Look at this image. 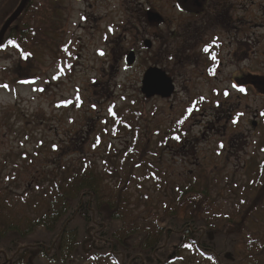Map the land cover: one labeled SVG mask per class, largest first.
Instances as JSON below:
<instances>
[{"label": "rangeland", "instance_id": "1", "mask_svg": "<svg viewBox=\"0 0 264 264\" xmlns=\"http://www.w3.org/2000/svg\"><path fill=\"white\" fill-rule=\"evenodd\" d=\"M131 3L62 0L58 18H54L62 28L54 36L46 34L48 44L36 45L33 41L36 67L31 66L15 83L11 77L17 69L18 54L13 47L0 51V198L11 205L8 218L23 234L21 238L0 239V264H12L22 247L29 248L27 256L32 253L35 264H48L46 256L31 247L45 246L51 238L43 229L30 232L29 224L51 194L45 180L54 164L70 172L81 160H89L99 170L114 167L123 176L134 163L116 164L115 160L119 162L118 156L122 157L134 139L141 154L148 149L154 153L147 155L143 166L133 169L131 176L135 183L129 187L130 208L135 217L141 218L138 227L147 232L157 227L165 229L161 224L164 217H173L177 200L188 191L202 194L194 202L203 210L204 218L219 228L230 213L235 219L241 212L247 218L259 205L263 213L258 218L259 228L247 220L240 229L234 226L237 232L233 231L229 246L221 238L219 264H233L234 259L235 264H248L246 258L264 264V245L261 249L253 242L247 244L255 230L264 235V199L260 200L257 193L264 180H257L256 175L258 163L264 160V88L247 77L264 78V62L254 63L250 55L233 58L231 51L229 55L225 50L218 73L208 78L200 75L205 56L194 59L197 48L189 51L183 28L177 31L176 40L172 38L168 5L166 8L159 0L148 1L153 8L159 6L166 20L160 28H147L144 20H138L131 11ZM12 6V0L1 1L0 29L9 17L4 13ZM33 24L30 20L29 25ZM260 33L256 31L257 41ZM142 39L151 41L150 50L141 48ZM131 50L139 56L129 67L124 56ZM154 54L158 64L153 61ZM154 66L175 84V93L167 99H145L140 92L144 72ZM238 76L240 86L234 81ZM114 114L129 121L136 131L115 130ZM252 123H256L255 128ZM174 131L178 142L166 141ZM60 150L63 153L58 161ZM114 180V175H106L105 183L114 186ZM252 180L257 181L251 184ZM191 214L185 211L188 217ZM78 219L69 229H82ZM90 228L82 229L78 246L81 257L73 264H95L92 255L105 252L106 245L96 243ZM114 228L119 229L116 224L111 230ZM205 234L213 243L214 235ZM139 238L142 235L126 239L127 250L113 253L123 254L128 264L135 258L139 260L134 264H168L173 258L169 264H214L185 246L181 235L167 240V251L161 259L136 249ZM109 260L105 264H116Z\"/></svg>", "mask_w": 264, "mask_h": 264}, {"label": "trees", "instance_id": "2", "mask_svg": "<svg viewBox=\"0 0 264 264\" xmlns=\"http://www.w3.org/2000/svg\"><path fill=\"white\" fill-rule=\"evenodd\" d=\"M19 1L12 0L13 6L4 15L10 16L19 4ZM61 1L39 0L34 2L33 0H27L21 15L10 26L2 38L0 51L13 47L18 54L17 69L12 73L13 76L11 75L12 82L15 83V81H20L22 77H25L26 70L31 66L36 67V62H34L33 58L35 53L31 50L33 41L36 45H45L49 43V39L45 37L47 33L53 36L56 35L55 33H59L62 27L54 18H58ZM41 13H45V15L41 16ZM30 20L32 22L34 21L33 25H29ZM51 41L53 40L51 39ZM120 118L118 114H114L112 117L113 128L115 130L136 131L135 127H132L129 121L127 122L124 119L120 120ZM175 134L176 132L174 131L172 135L165 137V140L171 141L172 139H177L176 141L178 142L179 137H174ZM137 137L138 135H136ZM133 142L123 150L122 157L121 154L118 156L120 159L119 162L115 160L116 164L123 162V165H131L132 162L134 163L133 169H136L143 166L144 158L147 155L154 154L148 149L146 143L143 146L148 151L145 154H141V149L137 148V139H134ZM61 153H63L61 150L58 151V161ZM126 156L131 157L127 159ZM54 165L51 172L46 174L49 179L45 180L49 183L47 192H51V194L47 196L43 210L38 214L35 213L29 224L31 227L30 232L43 229L51 238L45 245L46 250L44 251L48 264H73L77 258H80L81 252L78 250L80 234L83 228L86 229L89 227L93 228L92 231L96 236V243L100 241V243L106 245L103 246L105 249L104 253L92 255L91 258L96 262L95 264H105L109 258L116 264H128L123 254L113 252L126 251L125 240L135 239L140 235H142V238H139V242L135 246L136 249L144 253L148 252L158 255L160 259L164 258L163 255L167 251V240L170 241L172 239L171 236L175 234L181 235L185 241V246L192 247L194 252L201 255L204 259L213 261L214 264H219L221 258L219 257L220 251L218 243L221 241V238L229 246L231 244V238L234 237L232 233L236 230L233 229L234 226L240 229L244 221L246 222L248 220L251 226L256 225L259 228L258 218L260 215H263V213H260L261 209L257 207L259 205H255L256 208H253L248 213L247 218V214L243 215L242 212L239 214L238 219H235V217L231 216L233 213H230L231 215L229 214L224 221L223 228H219V225L205 219L202 215L203 210H200L196 206L194 199L197 198L200 200L202 197L201 193L197 194L193 191L183 193L181 191L183 195L177 200L178 206L176 213L173 214V217L165 216V221L161 222L162 225H165L166 230L157 227L155 231L151 229L147 232L144 228L138 227L137 222L141 218L135 217L134 210L130 208L131 198L129 196V187L135 183V181L131 180L132 168L122 176L114 167L99 170L96 164L89 160H81L79 165L72 168L70 172L67 167L59 163ZM110 174L115 177L114 186H108L105 183L106 175ZM256 175L258 177L257 180H264V160L258 163ZM257 180H252L251 184H255ZM258 186V197H260V200H263L264 181ZM44 196L46 197V194ZM260 200L258 202L262 203ZM9 206L11 205L1 197L0 224L2 223L3 228L0 229V239H7L11 236L21 238L23 236L18 225L12 223L11 217L8 218L11 214ZM189 210L192 214L188 217L189 214L185 215V211ZM77 217L79 218L78 220L82 229H69ZM115 224L119 229L114 228L111 230L115 227ZM121 226L128 228L124 230ZM227 227L230 228V231H227ZM256 231H254V235L248 238L247 244L248 242L249 244L253 242V244H258L263 249L264 243L262 241L264 235L257 234ZM207 232L214 235L213 243H209L205 237V233ZM28 249V247L18 249L20 250V254L12 264H35L32 259L33 254L31 253L32 256H27ZM31 249L43 252L44 247L43 245L36 244ZM138 260V258L132 259L131 263L134 264ZM171 260L174 261L175 259L173 258ZM172 261L169 260L168 264ZM234 261L233 264L236 263L235 259ZM245 261L248 264L263 263L260 260L252 261L251 258H246ZM3 264H5L4 261ZM138 264L140 263L138 262Z\"/></svg>", "mask_w": 264, "mask_h": 264}, {"label": "flooded vegetation", "instance_id": "3", "mask_svg": "<svg viewBox=\"0 0 264 264\" xmlns=\"http://www.w3.org/2000/svg\"><path fill=\"white\" fill-rule=\"evenodd\" d=\"M129 1L133 2L131 3V11L137 16L138 20H144L147 28L152 26L160 28L165 24L166 19L158 9L159 6L157 8L151 7L148 3L149 0H144V2L140 0ZM159 3L165 4L166 8L168 5L169 15L167 19L170 27L173 28L172 38L176 40L179 37L177 31L183 28L184 40L187 43L185 44L189 51L197 48L196 55H193L194 59L198 60L199 57L205 56V59L202 60L203 68L201 73L199 72L200 75L208 78L209 74L218 73L223 63L222 56L225 50H227V54L231 51L233 58L254 56V63H256V60H258V63L264 62V0H159ZM155 15L159 18H155ZM157 20L161 21L158 26L155 25ZM257 30L261 31L258 41L256 38ZM145 41L150 42L151 49V41L144 39L141 40V48L144 47ZM257 43L262 44V46H257ZM256 48H261V52L256 51ZM131 52L134 53L137 60L139 53L131 50L127 54ZM126 56H124V61ZM153 58V61L158 64L155 54ZM232 63L234 62H230V64ZM247 77L253 80L252 84L264 88V78L259 76V78H256L253 75ZM240 80L241 77H234V81L239 86ZM173 86L174 92L172 95L175 93L174 83ZM10 253L11 256L15 254L13 249Z\"/></svg>", "mask_w": 264, "mask_h": 264}, {"label": "water", "instance_id": "4", "mask_svg": "<svg viewBox=\"0 0 264 264\" xmlns=\"http://www.w3.org/2000/svg\"><path fill=\"white\" fill-rule=\"evenodd\" d=\"M26 2L27 0H21L16 10L12 13V15L6 20V22L1 27L0 42L4 34L8 30V28L12 25V23L19 17L21 12L23 11ZM155 18H159V17L155 15ZM159 24H161V21L157 20L155 22V25L158 26ZM144 47L146 49H150L151 47L150 42L145 41ZM125 63L129 67L134 65L135 63L134 53L131 52L128 54V56L125 59ZM140 92L146 99H151L153 97H160L162 99H167L172 96V93L174 92V86H173L172 80L166 75L165 72H163L162 70L156 67H152V68L147 69V71L143 75V78L141 81ZM255 126H256V123H252V127L255 128ZM87 235H89V231H87ZM89 241L90 239L85 241V243ZM94 248L95 247L93 245V249ZM85 253H89V251Z\"/></svg>", "mask_w": 264, "mask_h": 264}, {"label": "snow or ice", "instance_id": "5", "mask_svg": "<svg viewBox=\"0 0 264 264\" xmlns=\"http://www.w3.org/2000/svg\"><path fill=\"white\" fill-rule=\"evenodd\" d=\"M4 87H7V85H4ZM241 91H243V89H241Z\"/></svg>", "mask_w": 264, "mask_h": 264}]
</instances>
